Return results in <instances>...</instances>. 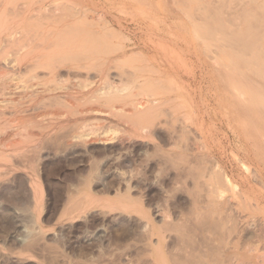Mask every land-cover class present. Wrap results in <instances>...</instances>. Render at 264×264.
<instances>
[{
  "label": "rangeland",
  "instance_id": "rangeland-1",
  "mask_svg": "<svg viewBox=\"0 0 264 264\" xmlns=\"http://www.w3.org/2000/svg\"><path fill=\"white\" fill-rule=\"evenodd\" d=\"M52 1L23 0L20 1V4L17 3V5L19 4V7L16 6L18 10L23 11L20 8H24L23 4L25 2L30 7L28 6L22 14H17L16 11L11 12V14H17L16 16L18 18H24L26 26L28 25V27H25L26 30L30 28L29 32L33 33H44L52 29L63 33L65 32V35L67 30H69L68 34L71 33L70 35H73L78 33L81 36L86 34V37L84 36L85 38H89L90 34L93 33L91 36H95V38L93 37L95 40L91 41V43H93L92 45L95 48H92L94 49V55L91 56L98 61H95L94 69L88 70L89 72L79 70L78 77L87 76L88 81L94 89L100 82V73L103 71L104 76L113 83L119 84L120 82L127 83L138 80L146 84L144 88H147L149 83L153 82L155 85L157 83L159 91L161 89L160 92H164L161 95L162 97L159 95V100L161 99L162 103L169 99L171 100L159 104L158 107L156 106V109H152L151 112L144 115L145 118L144 116H139L141 120L138 116L135 118L133 116H127L123 111V116L118 114L120 113L119 111L117 113L113 111L109 112L107 107L100 106L96 103L91 105L93 109L101 111L104 109L103 111L107 110L108 114H91L88 117L76 115L71 118L68 117L71 121H61L60 119H56L55 116L53 117V115L64 109H55L57 107L44 108V106L42 108V106H39L41 109L38 107L34 112L32 111L31 114L34 113L32 116L25 117L26 120L25 118H21L24 121L21 120L20 122V118H9L16 122L14 125L25 127L28 125L26 127V134L33 136L34 141H32L30 146L25 147L24 151L27 153L23 151L27 155L30 153L28 155L30 161H26L25 157L27 155L20 156L19 158L16 152L13 154V150L9 146L4 148V151L12 155L16 160L11 158L10 160L0 161V264H156L158 261L159 263L157 264H172V260L174 261H172L173 264H178V262L180 264L182 262L186 264L188 256V262L193 261L194 264L199 263L198 257L196 256L201 249L200 245H203L202 238L199 239L204 234L202 233V229H204L202 227L205 226L206 229V225L209 226L207 222H209L210 218L212 217L214 219L215 215V217H218L213 207L208 206L206 210L202 208L203 206L206 207L204 202L208 197V190L214 188L225 175L229 176L232 181L234 180L238 184L243 183L245 178L246 180L248 179L249 183L255 182V178L248 177L249 175H247L239 163L240 159H243L242 161L245 165L252 169L253 159L249 155L251 145L247 141L248 139H246L247 132L241 131V128L239 130L229 128L227 121L225 122V116L221 118V114L216 116L215 110L216 108L218 109V103H216L218 102V96L215 98V93L217 84L224 86L223 81L226 79L225 76H227V68H232L229 67L231 61L238 62L240 64L239 66L245 69L244 65L249 66L248 59L250 56H255L257 53L264 51V48L261 47H264V44L261 43V35L264 36V28L262 27L264 24V14L262 13L264 9L261 10V7H259L264 6V0H221V2H219L220 0H203L205 3H202V0H199L200 2L197 0H189L190 2L187 3L194 2L193 5L195 4L194 6L196 8H201L200 12V9H196L191 4L190 7L192 6V8L189 9H193L191 10L194 12H191L193 15H187L189 12V4L186 1L188 0H145L147 1L145 4L139 0H124L126 3L128 1L130 6L127 5L128 7L122 10L120 6L124 3L123 0L115 1L116 3L121 1L119 2L121 5H118L119 3L113 4L109 0H88L90 7L98 8L97 10L101 9L100 11H103L102 13L105 14V20H102L105 26L101 23V20L97 19L93 11L92 13L87 12L89 13L88 18L92 15L97 19L94 20V17L89 18V21L91 19L93 23L87 20L79 21L80 23L75 21L76 23L74 24L75 18L80 16V14H75V10L70 9L68 5L66 7L65 4L59 6L58 14L54 15L52 13V5H50ZM6 2L7 0H0V10L7 9V7L10 9V6ZM156 4L159 5H157L159 8H157ZM202 4L204 7H207V10H203L204 7L201 6ZM44 5L47 6L45 7ZM132 5H137V7ZM139 6L140 8L142 7L141 9L148 7L150 10L153 8V10L150 11L147 8L145 12L144 8L141 14V10H138ZM43 7L46 9L50 8L45 13H37V10ZM252 8L255 9L254 14L257 12L255 19L254 15L249 17V13L253 10ZM210 9L211 11H209ZM222 10L225 11L223 12ZM134 11L138 14H135ZM258 11L262 13L261 16H257ZM147 13H151L152 15H148ZM144 14H147L149 17H154L155 14L157 15L149 19ZM15 15L14 17H16ZM239 15L242 16L239 18ZM57 16L62 19L58 20L59 18ZM252 18L253 20H251ZM153 19L155 21L157 20L155 23L158 25L157 28H159L158 30L156 28L153 29L154 34L151 32L152 29H147V25L149 26L150 22L153 23ZM196 22H199V25ZM100 23L103 27H100ZM215 23L217 24L215 25ZM218 24L220 25L218 26ZM109 28H111V31L108 30ZM241 29L244 30L242 31ZM258 29H262V34ZM249 32L251 35H248ZM150 33L153 35L151 36ZM104 34L107 35L104 36ZM172 34L173 38H175L174 40L178 37L177 43L173 42L174 40L172 41L173 38L169 39L170 37H165L169 40L163 39V36L172 37ZM258 34L261 37H258ZM117 35L119 38L123 36L131 39L127 40L130 42H128L129 45L126 41L127 47L125 48L129 53L128 55L130 53L131 56L133 53L136 55L129 60L131 64L122 66L116 64L115 58L121 53L115 49L118 48L117 45L119 44L112 37L118 39ZM195 35L199 37L203 35L205 43L197 40ZM147 36L148 38L151 36L152 41H147ZM108 38L113 41L111 43L110 41L107 42ZM159 40H167L169 43L171 42L172 46L178 44L175 47L181 46L182 48L179 47L180 49H176L178 51L182 50L180 53L185 61V65H178L177 63L179 62L177 60H175L176 63H172L173 61L169 59L164 60L165 55L162 51L158 52L157 48H154L157 49L154 51L152 45H155ZM244 40H247L248 44L250 41H252L250 44L255 41V44L253 43L252 45L253 49H251V46H248L247 49L246 47L242 48L239 42ZM178 41H181V43ZM149 42L151 44L150 46L148 44ZM132 43L135 44L133 45ZM96 45H98L99 49H97L98 47ZM234 45H238V47ZM106 46L109 47L107 48ZM104 47L111 52L106 51ZM96 49L97 54H95ZM243 50L244 52L242 53ZM252 51L254 52L252 53ZM161 52L164 58H162ZM158 53L161 56L160 58L157 55ZM144 56L156 62V64L153 63L155 68L151 66V68L145 67L142 63ZM166 58H170V56ZM104 60H109L108 65H101ZM167 63H171L172 66ZM118 66L121 68H118ZM131 66L135 67L134 70ZM63 70L61 72L65 73V70ZM224 71L225 73H223ZM85 73L88 74L86 75ZM70 74H76V70ZM257 81L258 78L256 79L254 77L246 79L248 84H252L249 87L251 89L258 87L254 83ZM171 82L175 85L174 87L172 86L174 91L171 94L165 93L164 90H167L171 86L169 85V83L172 84ZM247 90L249 91V89ZM139 99L143 102L147 98L141 96ZM126 104V101H122L120 103H114L113 105L128 111L130 107ZM177 106L178 108L175 109ZM205 108L207 110L209 109L208 115L205 114ZM49 114L52 115V118L48 117ZM44 115L48 118L45 119ZM6 117L8 118V116ZM30 117L33 119H31L32 122L28 119ZM84 118L91 123L95 122L97 132L94 135H89L81 139L80 132L82 131H80L78 126L81 122L85 121ZM132 118L136 121L135 123ZM94 119L95 121H93ZM57 120L58 122H56ZM43 121L45 122L43 123ZM76 122L79 124L77 123L75 125ZM38 123L41 124L39 127ZM42 123H51V126L49 128H43L41 127L44 126ZM205 124L206 127L209 126L211 133V137L208 139L209 146L207 149L206 143L204 144L201 138L203 135L201 133L204 130L201 127ZM11 131H13L12 125L3 128L2 134L0 133V140H8L10 138L6 142L7 145L10 144L9 142L13 137V132ZM28 149L33 153L29 152ZM262 152L264 153V149ZM246 154L247 156H245ZM17 158L21 161H19V164L17 163ZM13 160L16 161L14 164ZM24 161H26V164ZM31 162L33 167H30L32 165ZM29 163L30 166L27 167ZM246 175L247 177H245ZM212 178L216 181L218 180V183ZM252 183L250 184L253 185ZM70 206L73 207L71 208ZM224 212V217L229 214L228 211ZM231 212L233 213V211ZM232 213L229 214V218L228 216L225 217L227 218L226 220L221 216L223 219L221 218L222 220L219 221L220 224L218 223V227L221 230L223 229L222 231H225L224 229L227 228L226 225L228 223L226 221L232 218L231 215L235 214ZM255 218L249 219L250 221L247 225H245L246 223L240 225L239 223L235 224V237L239 238L237 249L238 251L240 250L239 252L243 251L247 253L249 261L246 264H264V257L262 258L263 261L261 258L256 257L257 254H264V225L263 230L261 229L262 231H259L257 222H254L256 220ZM252 225H254L253 228ZM197 231L199 232L197 233ZM254 233H257V235L262 234L260 236L261 239L263 238L260 240L262 243L260 241L256 242ZM183 239L189 242L190 246L185 241V244H183ZM248 241L252 243V250L250 251L245 249ZM188 247L191 248L190 252V248ZM182 249L185 250L183 251ZM180 257L185 258L184 261H181L183 259Z\"/></svg>",
  "mask_w": 264,
  "mask_h": 264
},
{
  "label": "bare ground",
  "instance_id": "bare-ground-1",
  "mask_svg": "<svg viewBox=\"0 0 264 264\" xmlns=\"http://www.w3.org/2000/svg\"><path fill=\"white\" fill-rule=\"evenodd\" d=\"M20 1L23 0H7L6 4L8 6H10V9L7 7L0 10V133L2 132V129L7 127V126H13V137L11 138V141L9 142L10 144L7 145L6 142L8 140H0V161L2 160H10L15 159L12 157V155L7 154L4 151V148H7V146L11 147L13 150V154H17V156H24L27 155L25 153H27L26 151H24L25 147L30 146V144L32 143L33 140V136L27 135L26 134V127L28 126H21V125H14V123L16 124L15 121H12L13 119H9V118H20V122L23 118L25 117H29L32 116L31 112L35 111L39 106H44L45 107H57L55 109H64L63 111H58L59 113H54L53 117L55 116L56 119H60L65 120V121H69L72 116H78L80 115L81 117H88V115L91 114H95L97 115L99 114H103L107 113V110L105 111H101V110H95L91 107V105L93 103L99 104L100 106H104L107 107L109 112H115L117 113L118 111L122 115V111L126 113L127 116H133L134 118L138 116H144L147 115L149 112L152 111V109H156L155 107L159 104H161V99L159 100V95H163L164 92H160L159 89L157 88V83L156 85L152 83H149V86L147 88H144V84L143 82H140L138 80H133L131 82H125V83H113L110 82L106 76H104L103 71H101L100 73V82L98 83V85L96 86V88L94 89L92 87V84L88 81L87 76L84 77L82 76L81 78H79L78 73L79 70H84V71H88L90 69L93 68L95 61V58H92L91 55H94V49L93 47V43H91V41H94L95 36H91L89 38H85L86 34L84 36H81L80 34L76 33L73 35L68 34L69 30H67V33L64 35L63 32H59L58 30H52L51 31H47L44 33H36V32H29L30 28L26 30L25 27H28V25L26 26L24 18H18V16H16L18 13L22 14L26 8L29 6L28 3L25 2L24 8H20L23 9V11H19L18 8L16 6H18L20 4ZM41 1V0H40ZM51 1V0H50ZM111 1V3L113 2L116 3V0H109ZM116 1V2H115ZM124 1V0H123ZM126 1V0H125ZM124 1V3L121 5L119 2L116 3L120 6V9L122 10L123 8L126 9L129 5L128 1L127 3ZM140 2H142L143 4L147 3V1L145 0H139ZM180 1V0H179ZM191 1V0H190ZM189 0L186 1L190 2ZM199 1V0H197ZM196 1V2H197ZM201 1V0H200ZM199 1V2H200ZM226 1V0H225ZM228 1V0H227ZM243 1V0H240ZM39 2V1H38ZM43 2V0H42ZM41 2V4H42ZM63 2V3H62ZM161 2V1H160ZM202 3H205L203 0L201 1ZM221 2V0L219 1ZM248 2V1H246ZM17 3H19L17 5ZM30 3V2H29ZM157 3V2H155ZM184 3V1H183ZM194 3V2H193ZM193 3H187L189 4L188 7V14L186 11L187 15H193L191 14L194 13L193 9H189L192 8ZM207 3V1H206ZM225 3V2H224ZM235 3V2H234ZM252 3V2H251ZM256 3V2H255ZM40 4V3H39ZM65 4L66 7L67 5L69 6V8L74 11L75 10V14H80V16H78L77 18H75L74 20V24L76 23L75 21H89V18H93L94 16H89L88 18V14L92 13V11L96 14L97 19L98 20H105V14H103V11L97 10L98 8H94V7H90L88 4V0H53L51 2L50 5H52V13L58 14L59 11V6ZM111 4V5H113ZM132 4V3H131ZM180 4H182L180 2ZM192 4V6L190 7V5ZM198 4V3H197ZM200 4V3H199ZM208 4V3H207ZM222 4V3H221ZM48 5V4H47ZM46 5V6H47ZM64 5V6H65ZM117 5V6H118ZM128 5V6H127ZM158 4H156L157 6ZM217 5V4H216ZM228 5V4H227ZM233 5V4H232ZM258 5V4H257ZM262 5V4H260ZM45 6V5H44ZM45 6V7H46ZM114 6V5H113ZM126 6V7H125ZM134 6V5H132ZM131 6V7H132ZM159 6V5H158ZM157 6V8H159ZM188 6V5H187ZM199 6V5H198ZM201 6L204 7V5L202 4ZM207 6V5H206ZM214 6V5H213ZM230 6V5H229ZM263 6V5H262ZM262 6L260 9H264V6L262 8ZM6 7V6H5ZM19 7V6H18ZM23 7V6H21ZM30 7V6H29ZM45 7L43 8H39V10H37V13H45L48 11V9H46ZM130 7V8H131ZM134 7H137L134 6ZM186 7V6H185ZM196 8V6H194ZM217 7V6H216ZM219 7V5H218ZM233 7V6H232ZM237 7V6H236ZM257 7V6H256ZM94 8V9H93ZM102 8V7H101ZM119 8V7H117ZM116 8V9H117ZM140 8V6H139ZM138 10L141 12H143V9H139ZM148 7H146L144 10L146 12ZM151 8V7H150ZM166 8V7H164ZM194 8V10H195ZM221 8V6L219 7ZM234 8V7H233ZM232 8V9H233ZM68 9V8H67ZM93 9V10H92ZM109 9V8H108ZM149 9V8H148ZM156 9V7H155ZM154 9V11H155ZM184 9V8H183ZM196 9H200L201 12V8H196ZM203 9V8H202ZM209 9V7H208ZM230 9V8H229ZM242 9V8H241ZM248 9V8H246ZM245 9V10H246ZM252 12L249 13L250 16L254 15V19H255V14L257 12H254V8H252ZM259 9V8H258ZM259 9V11H261ZM63 10V9H62ZM91 10V11H90ZM118 10V9H117ZM150 10V9H149ZM153 10V8L151 9ZM150 10V11H151ZM159 10V9H158ZM203 10H207V7H204ZM219 10V9H218ZM226 10V9H225ZM224 10V11H225ZM235 10V9H233ZM243 10V9H242ZM17 12V14H11V12ZM110 11V10H109ZM157 11V10H156ZM185 11V10H183ZM196 11V10H195ZM199 11V10H197ZM211 11V9L209 10ZM223 11V10H222ZM223 11V12H224ZM241 11V10H240ZM244 11V10H243ZM249 11V10H248ZM258 11V15H262V13L264 14V12H259ZM34 12H36L34 10ZM51 12V10H50ZM62 12V11H61ZM59 12V13H61ZM70 12V11H68ZM89 12V13H87ZM133 12V11H132ZM144 12V13H145ZM158 12V11H157ZM166 12V11H165ZM206 12V11H205ZM221 12V13H223ZM247 12V11H246ZM63 13V12H62ZM107 13V12H106ZM125 13V12H124ZM131 13V12H129ZM135 14H138L136 11H134ZM153 13V12H152ZM215 13V12H214ZM232 13V12H231ZM230 13V14H231ZM243 13V12H242ZM253 13V14H252ZM261 13V14H259ZM72 14V13H71ZM126 14V13H125ZM148 14V13H147ZM147 14H144L145 16ZM154 14V13H153ZM160 14V13H159ZM158 14V15H159ZM212 14V13H211ZM219 14V13H218ZM240 14V13H239ZM245 14V12H244ZM14 15L16 17H14ZM38 15V14H37ZM49 15V14H48ZM52 15V14H51ZM50 15V16H51ZM148 15H152L151 13H149ZM146 16L147 18L149 16ZM157 14H155L156 16ZM227 15V14H226ZM20 16V15H19ZM25 16V15H24ZM30 16V15H29ZM28 16V17H29ZM32 16V15H31ZM34 16V14H33ZM47 16V15H45ZM112 16V15H111ZM154 16V15H153ZM154 16V17H155ZM184 16V15H183ZM198 16V14H197ZM217 16V14H216ZM223 16V15H222ZM238 16V13H237ZM242 15H239V18ZM248 16V14H247ZM35 17V16H34ZM58 17V16H57ZM154 17H149V19H152ZM195 17V16H192ZM202 17V16H201ZM220 17V16H219ZM218 17V18H219ZM246 17V16H244ZM39 18V17H38ZM47 18V17H46ZM59 18V17H58ZM112 18V17H111ZM140 18V17H138ZM145 18V17H144ZM211 18V17H210ZM210 18H208L210 20ZM230 18V17H229ZM228 18V19H229ZM232 18V17H231ZM260 19H262L261 17H259ZM54 19V18H53ZM62 18H59L58 20H60ZM73 19V18H72ZM96 18L94 17V20ZM96 19V20H97ZM114 19V17H113ZM112 19V21H113ZM135 19V18H134ZM216 19V17H215ZM245 19V18H244ZM243 19V20H244ZM256 19H258V17H256ZM264 19V18H263ZM26 20V19H25ZM33 20V19H32ZM49 20V19H48ZM202 20V19H200ZM212 20V19H211ZM250 20V18H249ZM253 20V18L251 19ZM259 20V19H258ZM36 21V20H35ZM55 21V20H54ZM100 21V22H101ZM157 21V20H156ZM155 19H153V23L150 22V25H147V29H152V33L154 32L153 29L156 28L157 30L159 28L158 25L155 23L156 22ZM205 21V20H204ZM231 21V20H229ZM33 22V21H32ZM31 22V23H32ZM39 22V21H38ZM52 22V21H50ZM91 23H93V21L90 19ZM97 22V21H96ZM118 22V21H117ZM237 22V21H235ZM253 22V21H252ZM29 23V22H27ZM80 23V22H79ZM84 23V22H83ZM82 23V24H83ZM98 23V22H97ZM101 23L104 22L102 21ZM100 23V24H101ZM107 23V22H106ZM120 23V22H119ZM193 23V22H192ZM197 24L199 22H196ZM202 23V22H201ZM200 23V24H201ZM214 23V22H212ZM218 23V22H217ZM215 23V25L217 24ZM223 23V22H222ZM233 23V22H232ZM244 23V22H243ZM246 23V21H245ZM248 23V22H247ZM261 23V22H260ZM259 23V24H260ZM25 24V26H24ZM37 24V22H36ZM118 24V23H117ZM149 24V23H148ZM194 24V23H193ZM250 24V22H249ZM254 24V23H253ZM32 25V24H31ZM29 25V26H31ZM44 25V24H43ZM81 25V24H80ZM93 25V24H91ZM90 25V26H91ZM98 25V24H96ZM107 25V24H106ZM196 25V24H195ZM199 25V24H198ZM197 25V27H198ZM208 25V24H207ZM210 25V24H209ZM220 24H218L219 26ZM233 25V24H231ZM257 25V24H254ZM261 25V24H260ZM35 26V25H33ZM67 27V25H65ZM82 26V25H81ZM105 26V25H104ZM211 26V25H210ZM227 26V25H226ZM236 26V25H235ZM238 26V25H237ZM243 26V25H242ZM252 26V25H251ZM250 26V27H251ZM50 27V26H49ZM72 27V26H71ZM98 27V26H97ZM100 27H103L102 24ZM118 27V25H117ZM145 27V26H144ZM204 27V26H203ZM224 27V26H221ZM264 28V24L262 26ZM40 28V26H39ZM48 28V27H47ZM81 28V27H80ZM179 28V27H178ZM193 28V27H192ZM206 28V27H205ZM254 28V27H251ZM257 28V27H256ZM255 28V29H256ZM57 29V28H56ZM99 29V28H98ZM111 28H109L108 30H110ZM155 29V30H156ZM162 29V28H161ZM167 29V28H166ZM235 29V27H234ZM248 29H250L248 27ZM248 29H246L248 31ZM32 30V29H31ZM83 30V29H82ZM93 30V29H92ZM105 30V29H104ZM211 30V29H210ZM219 30V28H218ZM221 30V29H220ZM242 31L244 29H241ZM262 29H258V31H260V33ZM264 30V29H263ZM42 31V30H41ZM46 31V30H45ZM62 31V30H60ZM71 31V30H70ZM73 31V28H72ZM106 31V30H105ZM111 31V30H110ZM149 31V30H148ZM163 31V30H162ZM215 31V30H214ZM255 31V30H254ZM253 31V32H254ZM257 31V32H258ZM59 32V33H57ZM75 32V31H74ZM95 32V31H94ZM196 32V31H194ZM209 32V30H208ZM230 32H232L230 30ZM264 32V31H263ZM61 33V34H60ZM97 33V31H96ZM104 33V32H103ZM102 33V34H103ZM108 33V32H107ZM110 33V32H109ZM157 33V32H156ZM168 33H170L168 31ZM203 34L204 31H202ZM220 33V32H219ZM78 34V35H77ZM101 34V36H102ZM114 34V33H113ZM119 34V33H118ZM154 34V33H153ZM152 34V35H153ZM209 34V33H207ZM228 34V33H226ZM246 34V33H245ZM262 34V33H261ZM100 35V34H99ZM107 34H104V36ZM126 35V34H125ZM151 35V33H150ZM151 35V36H152ZM156 35V34H155ZM158 35V33H157ZM156 35V36H157ZM165 35V34H164ZM167 35V34H166ZM175 35V34H174ZM200 35V34H199ZM224 35V34H223ZM244 35V34H243ZM248 35H251L250 32ZM256 35V33H255ZM259 35V34H258ZM89 36V35H88ZM116 36V35H115ZM148 36L146 38L147 41H152V37ZM197 38V40H201L203 43H205V40L203 39V35L202 37L195 35ZM212 36V35H211ZM242 36V35H241ZM247 36V34H246ZM262 36V37H261ZM259 35L258 37L262 38L261 43L264 44V36L263 35ZM94 37V38H93ZM97 37V36H96ZM99 37V36H98ZM118 37V35H117ZM129 37V36H128ZM155 37V36H154ZM160 37V36H159ZM165 37H170L169 39L173 38V34L172 37L171 36H163V39ZM252 37V36H251ZM256 37V36H255ZM104 38V37H103ZM161 38V37H160ZM216 38V37H215ZM219 38V37H218ZM222 38V37H220ZM249 38V37H248ZM106 39V38H105ZM104 39V41H106ZM113 40H116V42L118 41L117 47L115 48L117 49V51H119L121 54L119 56H117V58H115L116 64L122 66V65H128L131 64V62L129 60H131V57H134L136 55H134L135 53L130 55H128L129 53L125 50V48L127 47L126 45V41L129 40L126 37L121 36V38L118 37V39H114L112 37ZM112 39L108 38L107 42L113 41ZM168 39V38H165ZM168 39V40H169ZM175 38L172 39V41ZM178 39V37H177ZM177 39L174 40L173 42L177 43ZM205 39H206V35H205ZM208 39V38H207ZM214 39V38H213ZM253 39V38H251ZM255 39V38H254ZM259 39V38H258ZM100 40V39H99ZM131 40V39H130ZM146 40V39H145ZM158 40V38H157ZM181 40V39H180ZM101 41V40H100ZM99 41V42H100ZM171 41V40H170ZM209 41H211L209 39ZM223 41V40H222ZM254 41V40H253ZM103 42V39H102ZM129 41H127L128 43ZM179 43H181V41H178ZM208 42V41H207ZM206 42V43H207ZM244 42V43H243ZM247 42V43H245ZM252 41H250L251 43ZM104 43V42H103ZM130 43V42H129ZM128 43V45H129ZM153 43V42H152ZM155 43V42H154ZM173 43V44H175ZM194 43V42H193ZM233 43V42H232ZM235 43V42H234ZM240 45L242 46V48L251 46L253 43L255 44V41L252 44H248V41L244 40L239 42ZM259 43V42H258ZM107 44V43H105ZM133 44V43H132ZM135 44V43H134ZM133 44V45H134ZM137 44V43H136ZM144 44V43H142ZM147 44V43H146ZM149 46L151 45L150 42L148 43ZM197 44V43H196ZM210 44V43H209ZM223 44V43H222ZM102 45V43H101ZM115 45V46H116ZM138 45V44H137ZM145 45V44H144ZM154 45V44H153ZM152 48H157L158 52L162 51L163 54L165 55V59H169L171 61H173L172 63L175 62V60H177L178 65L180 64H184L185 65V61L183 60L182 54L180 53L181 51L176 48L179 47H175V44L172 46L171 42L169 43V41H164V40H159L157 43H155V45ZM200 45V44H199ZM212 45V44H210ZM219 45V44H218ZM229 45V43H228ZM239 45V46H240ZM95 46V45H94ZM98 47V45H96ZM103 46V45H102ZM114 46V45H113ZM140 46V45H139ZM148 46V45H147ZM183 46V45H182ZM215 46V45H214ZM220 46V45H219ZM235 46V45H234ZM238 47V45H236ZM235 46V47H236ZM101 47V46H100ZM107 47V46H106ZM104 47V48H106ZM109 47V46H108ZM107 47V48H108ZM111 47V46H110ZM136 47V46H135ZM134 47V48H135ZM144 47V46H143ZM186 47V46H185ZM231 47V46H230ZM259 47V45H258ZM262 48H264L263 46H261ZM106 48V51H108ZM182 48V47H181ZM214 48V47H213ZM99 49V47L97 48ZM97 49L95 51V54H97ZM102 49V48H101ZM111 49V48H110ZM113 49V47H112ZM114 49V50H115ZM157 49H154L157 50ZM180 49V48H179ZM203 49V48H202ZM212 49V48H211ZM237 49V48H235ZM240 49V48H239ZM105 50V49H104ZM113 50V51H114ZM138 50V49H136ZM209 50V49H208ZM241 50V49H240ZM245 50V49H244ZM244 50L242 51V53L244 52ZM261 50V49H260ZM105 51V52H106ZM112 51V52H113ZM101 52V50H100ZM108 52H111L110 50ZM161 52V56L162 55ZM208 52V51H207ZM254 51H252L253 53ZM141 53V52H140ZM220 53V52H219ZM238 53V52H237ZM246 53V52H245ZM244 53V54H245ZM102 54V53H101ZM105 54V53H103ZM233 54V53H232ZM107 55V54H106ZM159 56V58L161 57L159 55V53L157 54ZM222 55V54H221ZM102 56V55H101ZM130 56V57H129ZM140 56V55H139ZM147 56V55H146ZM170 56V58H166ZM236 56V55H234ZM241 56V55H240ZM249 56V55H248ZM153 57V56H152ZM208 57V56H207ZM245 57V56H244ZM142 58V57H141ZM155 58V57H153ZM136 59V58H135ZM134 59V60H135ZM139 59V58H138ZM226 59V57H225ZM101 60V59H99ZM137 60V59H136ZM160 60V59H159ZM163 60V61H164ZM168 60V61H169ZM222 60V59H221ZM227 60V59H226ZM108 61L109 60H104L102 62L101 65L107 64L108 65ZM133 61V60H132ZM156 61V60H155ZM213 61V60H212ZM229 61V60H228ZM247 61V60H246ZM249 66L244 65V68H241V66H239L240 64L236 63V61H231V63H229V67L232 68H227L228 70L227 72V76L226 79H224L223 81V85L221 86L219 84L216 85V93H215V98L217 97V101L216 103H218V109L214 108L215 110V114L216 116L220 115V118L223 116H225L227 121V125H229V128H233L234 130H240L241 131H246L247 132V141H249L250 145H251V154L249 153L250 157L252 156V169L249 168V166H246L245 163L240 159L239 163L241 164V167L243 168V170L247 173V175H249L248 177L250 178H255V182L252 183L253 185H251L248 182V179L245 181H243V183L238 184L236 181L234 182V180L232 181V179H230L229 176L225 175L223 177V179L218 183L214 178V181H216L218 184L214 187V188H210V190H208V194H207V198L205 203L206 207H202L204 210H206L208 208V206H211V208L213 207L214 212H216L215 214H218V217L214 216V219L211 217L209 222H207L209 224V226L206 225V229L205 226L202 227L204 229H202V237H200L199 239L202 238L203 241V245L200 242V246L201 249L198 252L199 254L196 256L198 257L199 263L196 264H246V262L248 263L249 259L247 258V253L245 252H239L237 249V242L239 240V238L235 237V224L239 223H246L245 225H247L249 223V219L251 218H255L256 220L254 222H257L258 224V230L260 231L263 228L264 225V153L262 152V150L264 149V51L257 53L255 56H250L249 59ZM114 62V60H113ZM112 62V63H113ZM130 62V63H129ZM138 62V61H136ZM139 62H141L139 60ZM167 62V61H166ZM221 62V61H220ZM111 63V62H110ZM133 63V62H132ZM142 63L145 65V67H152L155 68L154 64H156V62H154L153 60H150L149 57H145L142 58ZM154 63V64H153ZM176 63V62H175ZM199 63V62H198ZM235 63V64H233ZM169 64V63H167ZM227 64V63H226ZM100 65V66H101ZM171 65V63L169 64ZM215 65V64H214ZM97 66V65H96ZM117 66V65H116ZM142 66V65H141ZM140 66V67H141ZM157 66V65H156ZM172 66V65H171ZM133 67V66H131ZM129 67V68H131ZM143 67V66H142ZM150 67V68H151ZM159 67V66H157ZM223 67V66H222ZM226 67H228V65H226ZM225 67V69H226ZM118 68H121L118 66ZM128 68V67H127ZM126 68V69H127ZM135 67H133L132 69L134 70ZM216 68V67H215ZM64 69V72H61V70ZM94 69V68H93ZM137 69H139L137 67ZM142 69V68H141ZM145 69V68H144ZM161 69V68H159ZM219 69V66H218ZM224 69V68H223ZM63 70V71H64ZM76 70V74L72 75L70 74L72 71ZM128 70V69H127ZM140 70V69H139ZM99 71V70H98ZM138 71V70H137ZM147 71V70H146ZM89 72V71H88ZM131 72V71H130ZM136 72V71H135ZM138 73V72H137ZM225 73V71L223 72ZM86 74V73H85ZM88 74V73H87ZM86 74V75H87ZM133 74V73H132ZM83 75V74H82ZM142 77V76H141ZM221 77V76H220ZM258 78L257 82H254L255 84H257V88H249L251 87V83L248 84L246 82V79L248 78ZM84 78V79H82ZM140 79V78H139ZM149 79V78H148ZM171 79V78H170ZM128 80V79H127ZM158 80V79H157ZM146 81V80H145ZM160 81V80H159ZM170 81V80H169ZM164 82V81H163ZM168 82V81H166ZM147 83V81H146ZM160 83V82H159ZM158 83V84H159ZM162 83V82H161ZM172 84L169 83V86L167 88V90L165 89V93H169L171 94L174 90L172 89V86L174 87L175 85H173V82H171ZM163 86V83H162ZM161 86V87H162ZM166 87V86H165ZM164 87V88H165ZM208 88V87H207ZM245 88L249 89V91ZM168 94V95H169ZM143 96L146 97L147 99L145 101H141L139 98ZM17 97V98H16ZM162 97V96H161ZM171 100V99H169ZM168 100V101H169ZM175 100V99H174ZM122 101H126L127 104L130 109L128 111H125L124 108H117L115 107L113 104L114 103H120ZM166 101V102H168ZM222 101V103H221ZM163 102V103H166ZM162 103V104H163ZM168 105V104H167ZM170 105V104H169ZM217 105V104H216ZM174 107V106H173ZM180 107V106H179ZM185 107V106H184ZM208 107V106H205ZM41 109V107H39ZM102 108V107H101ZM178 108L175 107V109ZM106 109V108H105ZM182 109V108H181ZM205 114L208 115L209 113V109L207 110V108H205ZM111 110V111H110ZM47 111V110H45ZM53 111V110H52ZM54 112V111H53ZM55 112H57L55 110ZM47 113V112H46ZM48 114V113H47ZM111 114V113H110ZM214 114V113H213ZM43 115V114H42ZM52 115H48V117H51ZM116 115V114H115ZM8 116V118L6 117ZM34 116V115H33ZM39 116V115H38ZM46 115H44L45 117ZM120 116V115H119ZM123 116V115H122ZM121 116V117H122ZM126 116V117H127ZM149 116V115H148ZM215 116V115H214ZM36 117V115H35ZM42 116V118H44ZM48 117H45L48 118ZM69 117V118H68ZM141 117V118H142ZM14 118V119H15ZM22 118V119H21ZM41 118V119H42ZM52 118V117H51ZM125 118V116H124ZM134 118L133 121H134ZM137 118L138 121H140ZM145 118V116H144ZM143 118V119H144ZM188 118V117H187ZM224 118V119H225ZM30 119V121L32 122V117L28 118ZM27 119V120H28ZM32 119V120H31ZM36 119V118H35ZM67 119V120H66ZM85 121L81 122L80 125L78 126V128L80 129V137L81 139L83 137H88L89 135H94L97 132V128H96V124L95 122H90L88 121L86 118H84ZM130 119V117H129ZM26 120V118H25ZM131 120V119H130ZM24 121V120H22ZM71 121V120H70ZM88 121V123H87ZM95 121V119L93 120ZM137 121V122H138ZM45 121H43L44 123ZM58 122V120L56 121ZM60 122V121H59ZM99 122V121H98ZM136 121H134L135 123ZM206 122V121H205ZM204 122V123H205ZM17 123L19 124V122L17 121ZM41 123V122H40ZM40 123H38V127L39 125H41ZM42 123V124H43ZM78 122L75 123V125ZM133 123V122H132ZM203 123V122H201ZM51 123L47 124H43L44 126H41L43 128H49L51 125ZM79 124V123H78ZM95 124V126H94ZM30 125V124H29ZM73 125V124H72ZM135 125V124H133ZM141 125V123H140ZM201 125V124H200ZM31 126V125H30ZM36 126V124H35ZM68 126V125H67ZM99 126V125H98ZM137 126V125H136ZM139 126V124H138ZM74 127V125H73ZM29 128V127H28ZM75 128V127H74ZM201 128H204L203 132L201 133L202 135V139H203V143L206 145V149L209 146V142L208 139H210L211 137V133L209 131V126L206 127L205 125H202ZM34 129V128H32ZM41 130H43L42 128H40ZM71 129V128H70ZM138 129V128H137ZM35 130V129H34ZM37 130V129H36ZM57 130V129H56ZM61 130V129H60ZM7 131V130H6ZM28 131V130H27ZM31 131V129H30ZM29 131V132H30ZM46 131V130H45ZM48 131V130H47ZM71 131V130H70ZM75 131V130H74ZM79 131V130H78ZM77 131V132H78ZM84 131V132H83ZM233 131V130H232ZM28 132V134H29ZM35 132V131H32ZM58 132V131H57ZM136 132V131H135ZM239 132V131H238ZM79 133V132H78ZM235 133V131H234ZM237 133V132H236ZM2 134V133H1ZM33 134V133H32ZM35 134V133H34ZM43 134V133H41ZM69 134V132H68ZM76 134V133H75ZM74 134V135H75ZM62 135V134H61ZM66 135V134H65ZM64 135V136H65ZM73 135V136H74ZM98 135V134H97ZM68 136V135H67ZM103 136V135H102ZM16 137V139H15ZM63 137V136H62ZM69 137V136H68ZM3 138V137H2ZM76 138V137H75ZM78 138V137H77ZM51 139V137H50ZM59 139V138H58ZM74 139V138H72ZM71 139V140H72ZM77 140V139H76ZM107 141V140H106ZM201 141V139H200ZM102 142V140H101ZM67 143V142H66ZM78 143V142H77ZM82 143V142H81ZM228 143V142H227ZM100 144V143H99ZM219 144V143H218ZM50 145V144H48ZM205 145H203L205 147ZM201 146V144H200ZM221 146V145H220ZM8 147V148H9ZM41 148V147H40ZM222 149V148H221ZM241 149V148H240ZM250 149V148H249ZM31 150V149H30ZM225 150V149H224ZM25 153H24V152ZM29 151V149H28ZM33 151V148H32ZM205 151H209V150H205ZM204 151V152H205ZM212 151V150H211ZM31 152V151H29ZM35 152V150H34ZM203 152V151H202ZM240 152V151H239ZM33 153V152H31ZM36 153V152H35ZM221 153V152H220ZM30 154V153H29ZM28 154V155H29ZM209 154V153H208ZM26 156V161H30L29 160V156ZM35 155V154H34ZM210 155V154H209ZM16 156V155H15ZM36 156V155H35ZM242 156V155H241ZM247 156V154L245 155ZM209 157V156H208ZM19 158H17V163L19 164L18 160ZM28 158V159H27ZM22 159V158H21ZM33 159V158H32ZM16 160V159H15ZM15 160H13V164L14 162H16ZM24 160V159H23ZM26 161L25 164H26ZM21 162V161H20ZM37 162V161H36ZM249 162V161H248ZM17 164V165H18ZM32 164V162H31ZM21 165V164H20ZM202 165V164H201ZM30 166L27 164V167ZM218 166V165H217ZM33 167V164L30 166ZM7 169V168H6ZM11 169V168H9ZM33 169V168H32ZM222 169V168H221ZM224 171V170H223ZM36 172V171H35ZM7 173V172H6ZM5 173V174H6ZM213 173V172H212ZM219 173V172H218ZM230 173V172H229ZM239 173V172H238ZM219 175V174H217ZM247 175L245 177H247ZM1 176V174H0ZM215 176V175H214ZM222 176V175H220ZM218 177V176H217ZM252 178V179H253ZM217 179V178H216ZM219 179V178H218ZM238 179V178H237ZM220 180V179H219ZM239 181V179H238ZM253 181V180H252ZM209 182V181H208ZM211 182V179H210ZM35 184V183H34ZM216 184V183H215ZM36 186V185H35ZM259 187V189H258ZM83 188V187H82ZM206 188V187H204ZM37 189V188H36ZM203 189V188H202ZM88 190V189H86ZM257 190V191H256ZM84 191V190H83ZM81 192V191H80ZM256 193V194H255ZM77 194V193H76ZM82 195V194H81ZM88 196V195H87ZM90 197V196H89ZM91 199V198H90ZM202 199V198H201ZM204 199V198H203ZM88 202V201H87ZM83 203V202H82ZM94 203V202H93ZM80 204V203H79ZM89 204V203H88ZM76 205V204H75ZM74 205V206H75ZM90 205V204H89ZM71 207V206H70ZM73 207V206H72ZM71 207V208H72ZM81 207V206H80ZM75 208V207H74ZM73 208V210L75 211V209ZM192 208V207H191ZM69 209V207H68ZM70 210V209H69ZM72 211V212H74ZM203 211V210H202ZM224 211H228L229 214H231L233 211V215L232 218H230V220L226 223H228L227 228L224 229L225 231H222L218 226V223L220 224V220H222L224 217ZM68 212V210H67ZM71 212V210H70ZM69 212V213H70ZM227 213V214H228ZM195 214V213H194ZM203 214V212H202ZM214 214V213H213ZM229 214L226 215L225 217L228 216L229 218ZM193 215V214H192ZM191 215V216H192ZM205 215V214H204ZM212 215V213H211ZM190 216V215H189ZM222 216V217H221ZM206 217V216H205ZM224 219L226 220L227 218ZM207 218V219H208ZM222 218V219H221ZM190 219V218H189ZM206 219V218H205ZM234 220V221H232ZM208 221V220H207ZM204 223V222H203ZM205 222V224H207ZM225 223V221H224ZM180 224V223H179ZM178 224V225H179ZM222 224V221H221ZM256 224V223H255ZM221 226V225H220ZM225 226V225H224ZM237 226V225H236ZM254 225H252L253 228ZM198 227V226H197ZM222 227V226H221ZM152 228V227H151ZM154 228V227H153ZM186 228V227H185ZM191 228V227H190ZM224 228V227H222ZM249 228V227H248ZM181 229V228H180ZM220 231H219V230ZM163 230V229H162ZM166 230V229H165ZM200 230V229H198ZM263 230V229H262ZM261 230V231H262ZM194 231V230H193ZM264 231V230H263ZM160 232V231H159ZM199 231H197L198 233ZM179 233V232H178ZM192 233V232H191ZM152 234V233H151ZM174 234V233H173ZM255 234V233H254ZM197 235V234H196ZM201 235V234H200ZM262 234L257 235V233L255 234V240L256 242L262 240L261 236ZM264 235V234H263ZM161 236V235H160ZM180 236V235H179ZM198 236V235H197ZM237 236V235H236ZM152 237V236H151ZM154 237V236H153ZM156 237V236H155ZM185 237V236H184ZM183 237V238H184ZM199 237V236H198ZM196 237V238H198ZM188 238V237H187ZM192 238V236H191ZM195 238V237H194ZM157 239V238H156ZM193 239V238H192ZM252 239V238H251ZM254 240V243H255ZM182 241V240H181ZM185 239H183V244H185L187 241H185ZM158 242V241H157ZM162 242V241H161ZM261 242V241H260ZM188 245L190 244L189 242H187ZM193 243V241H192ZM191 243V244H192ZM253 243V244H254ZM262 243V242H261ZM162 244V243H161ZM197 244V243H196ZM187 245V244H186ZM187 245V246H188ZM245 245V244H244ZM251 245L252 243L250 241H248L246 243L245 249L247 250H252L251 249ZM180 246V245H179ZM190 246V245H189ZM158 247V246H157ZM185 247V246H184ZM242 247V246H241ZM190 248V247H188ZM244 248V247H242ZM153 249V248H152ZM195 249V248H194ZM199 249V248H198ZM240 249V248H239ZM144 250V249H143ZM162 250V249H161ZM183 250V249H182ZM185 250V249H184ZM183 250V251H184ZM191 248L189 249L190 252ZM244 250V249H243ZM141 251V250H140ZM148 251V250H147ZM157 251V250H156ZM194 252V250H192ZM187 252V251H186ZM259 252V251H257ZM188 253V252H187ZM150 254V253H149ZM154 254V253H153ZM152 254V255H153ZM170 254V253H169ZM189 254V253H188ZM164 255V254H163ZM162 255V256H163ZM256 255V254H255ZM151 256V255H150ZM182 256V255H181ZM193 256V255H192ZM195 256V254H194ZM154 257V256H153ZM152 257V258H153ZM159 257V256H158ZM187 257V255H186ZM195 257V258H196ZM258 258H262L264 257V254H257ZM160 258V257H159ZM164 258V257H163ZM179 258V257H178ZM183 259V257H180ZM194 258V260H195ZM250 258V256H249ZM146 259V258H145ZM165 259V258H164ZM177 259V258H176ZM185 259V258H184ZM181 260V261H184ZM189 259V256H188ZM187 259V263L186 264H194L193 261H189L188 262ZM193 259V258H192ZM153 260V259H152ZM170 260V259H169ZM191 260V259H190ZM260 260V262H261ZM154 261V260H153ZM171 261V260H170ZM169 261V262H170ZM173 261V260H172ZM171 261V263L173 264V262ZM179 261V260H176ZM196 261V260H195ZM259 261V260H258ZM263 261V260H262ZM197 262V261H196ZM144 263V262H143ZM159 263V261L157 262ZM156 263V264H157ZM259 263V262H258ZM155 264V263H154ZM176 264V263H175ZM178 264H180L178 262ZM183 264V262L181 263ZM257 264V263H256Z\"/></svg>",
  "mask_w": 264,
  "mask_h": 264
}]
</instances>
